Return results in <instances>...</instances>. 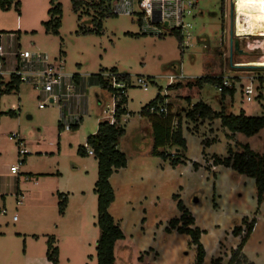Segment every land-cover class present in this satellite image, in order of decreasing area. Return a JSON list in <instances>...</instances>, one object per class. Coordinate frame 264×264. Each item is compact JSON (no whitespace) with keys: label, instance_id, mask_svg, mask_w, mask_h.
Listing matches in <instances>:
<instances>
[{"label":"rangeland","instance_id":"374dc122","mask_svg":"<svg viewBox=\"0 0 264 264\" xmlns=\"http://www.w3.org/2000/svg\"><path fill=\"white\" fill-rule=\"evenodd\" d=\"M16 1L17 11L14 6L0 9V45L8 53L41 55L52 66L61 63V74L76 92L68 90L59 102H50L33 76L16 90L6 93L0 87V264H27L26 258H42L43 235L54 238L58 264H96L97 166L94 158H83L77 150L87 147L86 139L96 133L98 123L112 119L111 94L88 84L92 75L111 69L127 74L130 82L125 91L126 115L119 122L124 135L117 144L126 166L109 179L114 201L108 212L124 235L115 243V263H195L196 246L190 236L167 230L170 221L180 217L173 199L177 196L194 220L190 229L201 232L204 264L217 258L227 264L246 233V224L253 220L254 229L241 253L253 264H264V198L257 202L252 178L214 165L244 146L264 156V127L246 137L222 128L219 119L194 123L186 118L191 106L203 103L214 113L223 108L229 115L264 119V104L245 103L240 94L247 78L264 77V0H194L186 48L183 39L179 47L173 34L145 32L136 0H130L128 11L120 6L116 10L115 1L106 3L113 15L101 18L85 6L74 13L71 0ZM233 1L240 38L231 40L238 42V50L229 43ZM57 5L60 27L53 34L42 23ZM220 76L231 79L235 90L232 98L227 96L221 103L211 83L201 89L185 86ZM138 78L145 81L146 91L136 85ZM8 81V76L0 79ZM175 84L182 87H168ZM157 95L169 105L173 131L180 126L186 144L182 164L175 168L151 154L150 122L140 115ZM62 114L67 117L63 125L77 121L76 130L58 132ZM160 151L170 158L176 154L170 148ZM10 166L18 168L16 176L9 174ZM58 194L66 197L63 214L56 207ZM236 227L241 228L239 236L232 235ZM32 235L41 240H32Z\"/></svg>","mask_w":264,"mask_h":264},{"label":"trees","instance_id":"16d2710c","mask_svg":"<svg viewBox=\"0 0 264 264\" xmlns=\"http://www.w3.org/2000/svg\"><path fill=\"white\" fill-rule=\"evenodd\" d=\"M113 0H97L96 4H88L85 0H71L72 10L77 13L83 6L86 10H93L99 18L102 16L110 17L113 15L111 12H107V7ZM108 6L105 7V4ZM12 6L17 11L19 2L15 0H0V9L9 10ZM49 20L42 23L44 30L57 34L60 27L61 10L57 5L49 10ZM97 29H100V22L96 24ZM98 33V31H96ZM87 33V32H82ZM173 34L179 43V47L182 42V37L177 32H169ZM161 36V35H159ZM260 79L261 77L258 76ZM220 77L196 79L194 83H187L186 87L197 86L199 89L205 83H211L216 86L220 83ZM115 80L118 83H123L126 91L130 87L129 76L127 74H119L115 69H111L107 74L92 75L89 78V82L92 86H98L103 90H106L116 99L113 119L114 123L110 124L109 121L100 122L97 126L96 133L89 136L86 139V145L92 152L93 158L97 162V180L94 184L93 193L96 196V226L99 230V239L96 243V264H116L114 257V247L117 241L123 240L124 235L120 227L114 222L112 216L109 214L108 209L114 201V193L109 183L111 175L126 166L125 155L117 149L119 139L124 135V128L119 124L122 116L126 115L124 106L126 105V96L120 94L119 91L111 87V81ZM20 81L17 77H10L7 83L0 82V87L4 86V92H10L16 90ZM170 88H180L181 84L169 85ZM169 88V89H170ZM234 88L225 89L220 93L219 103L223 102L224 98L229 96L233 97ZM158 110L160 107H165L166 114L163 113H150V108ZM169 105L164 104V100L157 95L154 100L145 105L140 111L141 116L147 117L150 122L151 128V154L153 156L161 158L162 161H168L170 167L175 168L182 164V156L186 151L185 140L181 135V128L178 126L173 131L172 123L174 117L170 113ZM186 118L194 123L198 120L204 122L205 120L212 121L219 119L221 127L227 129L230 133H240L246 137H252L256 135L264 127V119L262 117H245L242 114L238 116L229 115L225 113L222 108L219 113L212 112L205 104L196 103L191 106V109L186 114ZM77 122L70 125V130L76 129ZM59 132L62 131L61 125H59ZM166 148L174 149L176 154L172 155L174 158H170V155H166L165 152L160 151ZM77 154L85 156L87 154L85 147H78ZM214 165H221L224 167H230L236 173L247 176L254 180L255 189L257 193V202L260 203L264 198V156H259L250 151L248 146H244L240 153L231 155L222 161H217ZM57 209L59 214H63L66 206V197L62 194L58 195ZM176 200V208L180 213L178 219L170 221L169 230H175L179 234H186L191 238V244L196 246V260L194 264H204V250L199 243L201 232L197 229H190L189 226L194 224L193 218L188 215L187 210L184 208L182 202L177 196H173ZM246 223L245 220L242 221ZM255 225L253 220L250 224H246V233L240 237L238 246L231 251L227 264H253L247 261V259L241 255V248L246 241V238L250 235ZM232 235H241V228H234ZM58 251L57 248L52 247V239L47 241L46 258L52 264H58L57 262ZM211 264H221V259L217 258L212 261Z\"/></svg>","mask_w":264,"mask_h":264},{"label":"built area","instance_id":"2783aa9c","mask_svg":"<svg viewBox=\"0 0 264 264\" xmlns=\"http://www.w3.org/2000/svg\"><path fill=\"white\" fill-rule=\"evenodd\" d=\"M136 3L140 9L139 22L142 24V28L145 32L156 35H162L163 32H177L184 40L183 45L186 48L192 29L191 19L193 18L196 5L194 0H136ZM233 3L234 1L232 5H234ZM232 21L231 38L238 40L240 37L236 35L235 31V9H233ZM33 60L34 62H32ZM34 63L37 64L35 69L33 68ZM61 69V63L57 66L49 65L46 59L41 55H32L27 51L8 53L0 45V79L4 76H8L9 80L10 77L14 76L17 77L20 82H27L30 77L34 76L40 85L41 92L45 97H50V102H53L54 99L59 102L60 99L64 98L66 95L62 91L64 77L61 74ZM168 82L170 83L171 79ZM136 85L146 91L147 85L144 80L140 78L136 79ZM111 87L113 89L122 90L119 91V93L125 95V91H123V89L126 88L125 84L112 80ZM231 88H234L232 81L227 78H221L220 83L216 85V91L219 94L223 90ZM240 94L242 101L245 103L255 101L259 105L264 104V77L260 79L258 77L247 78L245 83L240 85ZM113 99L112 115L116 103V99L114 97ZM42 107V105H39V108ZM149 112L166 114L167 111L165 107H160L158 110L152 107L149 109ZM109 123H114L113 116ZM70 125L71 123H67L63 125V127L65 130H70ZM13 137L17 138V136ZM85 150L88 155H92L88 147H86ZM19 154H23V151L20 150ZM10 173L16 175L18 173V168L11 166Z\"/></svg>","mask_w":264,"mask_h":264},{"label":"crops","instance_id":"0c3cea01","mask_svg":"<svg viewBox=\"0 0 264 264\" xmlns=\"http://www.w3.org/2000/svg\"><path fill=\"white\" fill-rule=\"evenodd\" d=\"M115 1V9L117 8V6H120L121 7V9L123 10V11H128V8L130 7L129 6V3H130V0H113V2ZM117 10V9H116ZM32 62H34V60L32 61ZM37 67V64L36 63H34V65H33V68L35 69ZM31 79H33L32 81H34V82H37V79L33 76V78H31ZM30 79V80H31ZM31 81V82H32ZM38 83V82H37ZM88 84L89 85H91L90 84V82H89V79H88ZM18 88V87H17ZM67 89V90H66ZM69 90V91H68ZM62 91H63V93H65V92H71V93H73V92H76V89L72 86V83H70V81H68V79L67 80H65V79H63V83H62ZM42 93V92H41ZM43 94V93H42ZM44 95V94H43ZM124 109H125V106H124ZM61 116H63L64 117V114H62ZM67 120V117H64L63 118V121H61V120H59V123H58V128H57V130H58V132L60 131L59 130V125H61V129H62V131L64 130V127H63V122L64 121H66ZM80 121V119L78 120V122ZM77 122V121H76ZM99 124V123H98ZM76 129H77V127H76ZM76 129H73V130H76ZM96 130H97V128H96ZM60 133V132H59ZM137 138L138 139H140L141 138V134H138V136H137ZM80 147V146H79ZM117 148H118V145H117ZM92 157L93 158V156L92 155H88V154H86L85 156H82L83 158H86V157ZM95 160V159H94ZM96 161V160H95ZM96 166H97V162H96ZM11 167V166H10ZM10 167H9V174L10 175H12V176H16V175H13V174H11L10 173ZM124 169V168H123ZM120 170H122V169H120ZM120 170H118V171H120ZM112 176V175H111ZM110 179V178H109ZM59 195V194H58ZM57 207V206H56ZM253 229H254V227H253ZM253 231V230H252ZM32 237V240H34V241H39V240H41V238H40V236H38V235H32L31 236ZM43 238H45V240H44V244H45V247H44V254H43V257L42 258H39V259H36V260H31V259H28V258H26V263L27 264H52L51 262H49L48 260H47V258H46V252H47V241H48V239L50 238V239H52V247H54V238L52 237V236H48V235H43L42 236ZM43 238H42V240H43ZM243 247V246H242ZM56 248V247H55ZM242 249V248H241ZM241 255H243L242 253H241ZM244 256V255H243ZM245 257V256H244ZM246 258V257H245ZM247 259V258H246ZM247 261L248 262H250L248 259H247ZM250 263H252V262H250Z\"/></svg>","mask_w":264,"mask_h":264},{"label":"water","instance_id":"95a60500","mask_svg":"<svg viewBox=\"0 0 264 264\" xmlns=\"http://www.w3.org/2000/svg\"><path fill=\"white\" fill-rule=\"evenodd\" d=\"M231 5H232V3H231ZM230 17H231V20L233 19V5H232V7H231V10H230ZM232 35V29H231V32H230V36ZM230 42V46L232 47V44H234L233 46H234V48L236 49V50H238V42L237 41H235L234 43L232 42V40H231V37H230V40H229ZM239 53L241 54L242 52L241 51H239Z\"/></svg>","mask_w":264,"mask_h":264}]
</instances>
